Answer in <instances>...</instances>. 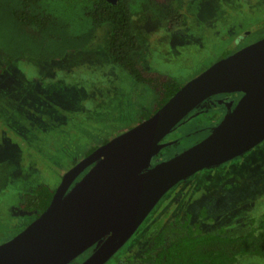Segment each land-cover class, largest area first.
<instances>
[{
    "label": "rangeland",
    "instance_id": "1",
    "mask_svg": "<svg viewBox=\"0 0 264 264\" xmlns=\"http://www.w3.org/2000/svg\"><path fill=\"white\" fill-rule=\"evenodd\" d=\"M249 1L185 0L188 24L173 32L147 14L135 27L149 37L145 68L183 84L196 78L216 61L221 41L230 35L226 15L251 8ZM107 30L98 31L89 51L52 64L15 61L0 73L1 244L35 217L16 212L23 191L33 192L41 184L55 187L92 146L140 123L141 114L151 110L152 90L111 64L104 49ZM210 119L183 120L169 138L197 132ZM187 146L182 141L163 152L179 154ZM262 147L246 160L203 170L173 188L110 264L139 250L156 225L175 216L185 219L188 212L206 229L214 228L212 220L229 235L251 229L264 214V159L255 157L262 155ZM244 259L238 264H264L258 257Z\"/></svg>",
    "mask_w": 264,
    "mask_h": 264
},
{
    "label": "water",
    "instance_id": "2",
    "mask_svg": "<svg viewBox=\"0 0 264 264\" xmlns=\"http://www.w3.org/2000/svg\"><path fill=\"white\" fill-rule=\"evenodd\" d=\"M106 1L116 5L119 0ZM236 91L246 95L207 138L155 163V157L170 145L161 141L193 110L217 93ZM263 141L264 39L215 62L184 84L152 117L71 167L49 207L0 245V264H68L101 240L82 264H106L179 183Z\"/></svg>",
    "mask_w": 264,
    "mask_h": 264
},
{
    "label": "trees",
    "instance_id": "3",
    "mask_svg": "<svg viewBox=\"0 0 264 264\" xmlns=\"http://www.w3.org/2000/svg\"><path fill=\"white\" fill-rule=\"evenodd\" d=\"M185 3L119 0L111 5L106 0H0V73L15 61L52 64L68 55L89 51L98 31L107 26L104 49L111 64L154 94L151 110L141 114L142 122L160 110L184 84L145 68L149 37L135 27L151 13L168 32L184 28L188 24ZM198 137L187 135L183 143ZM97 148L92 146L87 156ZM174 154L163 152L157 160L170 159ZM54 193L51 186L38 185L25 195L20 209L43 213ZM212 221L214 228L206 229L188 214L185 219L177 216L169 223L156 225L143 244L141 259L148 264H238L249 257L264 260V214L258 222L253 220L251 229L238 235L227 234L225 227L217 228Z\"/></svg>",
    "mask_w": 264,
    "mask_h": 264
},
{
    "label": "flooded vegetation",
    "instance_id": "4",
    "mask_svg": "<svg viewBox=\"0 0 264 264\" xmlns=\"http://www.w3.org/2000/svg\"><path fill=\"white\" fill-rule=\"evenodd\" d=\"M251 1H252V3H251L252 7L251 8L244 9V10L238 11L236 13H228L226 15L225 22L227 23L228 27L230 28V31H229L230 35L221 41L222 42L221 45L223 47L221 48V51L218 53L219 55L217 56L216 61H214L210 65L214 64L217 61L225 59V58L237 53L238 51H240L246 47H249V46H251V45H253V44L264 39V0H251ZM248 3H250L249 0H248ZM185 12H186V8H185ZM198 12H199V10H198ZM187 15H188V13H187ZM231 24H233V27H231ZM245 95H246V92H244V91L217 93V94L209 97L207 100H205L203 103H201L195 110H193L184 120L189 119V121H192V119H196L200 115H206L208 118H211V119L209 120V125H207L205 128H202V129L198 130L197 132L193 131L192 133H190V134H197L198 132H201L202 134L198 140H188L190 144L188 143V146L186 148H184V150L182 152L186 151L187 149L191 148L195 144H197V143L201 142L202 140H204L205 138H207L211 134V129L218 126L219 124H221L222 121L227 116V114L232 113L235 110V108L239 104L240 100ZM172 131L161 141V143H166V144H170V145L167 146L166 148H164L158 155L163 154L164 150L169 149L170 147L174 146L176 143H180V142L184 141L183 140L184 137H186L187 135H190V134H187V135L180 136V137L174 136V137L169 138ZM106 140H110V139H106ZM102 145H104V143H102L101 145H98V147H100ZM262 146H264V141L262 143L256 145L255 147H253L249 151L239 155L238 157H236V158H234V159H232L226 163H223L221 165L211 167L209 169L222 167L225 165L226 166L231 165L234 161L246 160V159H248L249 156L254 155V153L255 154L257 152L260 153V149H263ZM174 155H178V154H174ZM157 156L155 157V163L160 162L157 160ZM255 157L264 159V152H262V155H258ZM92 166L93 165L88 167L84 171V173L81 174L75 180V182L70 187L69 191L86 175V173L92 168ZM194 176L188 178L187 180L192 179ZM187 180L179 183L177 186L186 182ZM59 184L56 185L55 187H52L55 190V192H56ZM31 192H32V190L23 191L22 197L24 198L26 194L31 193ZM23 193H24V196H23ZM22 202H19V204L21 205ZM20 205L18 208L19 211H16L19 214L18 216H21L23 218H25L24 216H27V215L35 216L31 221H29L26 224V227L42 214V212L41 213L25 212V211L20 209ZM188 213H187V215H188ZM175 217H177V216H175ZM174 219H176V218H174ZM174 219H172V220H174ZM25 228H23L21 231H23ZM20 232H18V234ZM147 237H149V234ZM11 239H8V240L2 242V244L11 240ZM102 243H103V240H101L97 244H95L92 247L85 250L83 253H81L75 259L70 261L68 264H82V263H84L100 247V245ZM0 245H1V243H0ZM143 248H144V245H141V247H139V250L129 253V255L127 257H124L123 259H119L116 264H148L143 259H141V256L144 257L143 252H142ZM120 251H118L106 264H110V262L118 255V253ZM141 252H142V255H140ZM144 253H147V252H144Z\"/></svg>",
    "mask_w": 264,
    "mask_h": 264
}]
</instances>
